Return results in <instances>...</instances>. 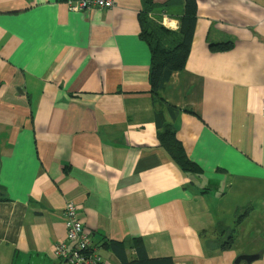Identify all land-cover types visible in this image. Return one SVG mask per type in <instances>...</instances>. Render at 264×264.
Returning <instances> with one entry per match:
<instances>
[{
  "label": "crops",
  "instance_id": "crops-1",
  "mask_svg": "<svg viewBox=\"0 0 264 264\" xmlns=\"http://www.w3.org/2000/svg\"><path fill=\"white\" fill-rule=\"evenodd\" d=\"M68 1L0 0V264H56L69 202L102 264H120L106 242L132 238L172 264H264V0H195L165 107L149 93L147 1ZM149 3V21L178 27L184 0ZM158 111L199 175L159 145Z\"/></svg>",
  "mask_w": 264,
  "mask_h": 264
},
{
  "label": "trees",
  "instance_id": "trees-1",
  "mask_svg": "<svg viewBox=\"0 0 264 264\" xmlns=\"http://www.w3.org/2000/svg\"><path fill=\"white\" fill-rule=\"evenodd\" d=\"M145 1L147 4L143 1L146 8L140 21V38L145 41L150 52L149 93L155 106L165 107L166 105L161 99V91L170 75L184 67L195 26L196 2L195 0H184L182 11L176 17L178 18V27L176 30H170L163 27L158 21L151 22L148 20L146 13L150 11V0ZM170 5L164 4L165 12L170 11ZM212 46L216 49H227L228 47L227 44ZM166 109L172 116L171 108L167 106ZM156 117L158 119L157 128L160 130L157 135L159 145L183 173L190 176L199 175L201 172L199 167L188 160L181 144L176 139L173 125L164 121L161 111L156 113ZM130 241L129 247H126L122 241L106 242L107 249L120 264H172L170 258H149L140 238H132ZM127 249L133 253L131 259L126 256Z\"/></svg>",
  "mask_w": 264,
  "mask_h": 264
},
{
  "label": "built area",
  "instance_id": "built-area-1",
  "mask_svg": "<svg viewBox=\"0 0 264 264\" xmlns=\"http://www.w3.org/2000/svg\"><path fill=\"white\" fill-rule=\"evenodd\" d=\"M71 11H88L90 8L107 10L112 8V0H75L66 2ZM162 26L176 30V23L163 17ZM64 241L53 246L52 255L56 264H102L101 257L88 235L83 230L82 222L78 219L73 203H66L63 211Z\"/></svg>",
  "mask_w": 264,
  "mask_h": 264
},
{
  "label": "water",
  "instance_id": "water-1",
  "mask_svg": "<svg viewBox=\"0 0 264 264\" xmlns=\"http://www.w3.org/2000/svg\"><path fill=\"white\" fill-rule=\"evenodd\" d=\"M258 259V255H239L236 257L234 264H240V262H245L246 264H250L254 260Z\"/></svg>",
  "mask_w": 264,
  "mask_h": 264
}]
</instances>
